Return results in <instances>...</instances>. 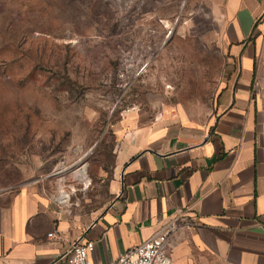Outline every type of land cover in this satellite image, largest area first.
I'll use <instances>...</instances> for the list:
<instances>
[{"label": "rangeland", "instance_id": "1", "mask_svg": "<svg viewBox=\"0 0 264 264\" xmlns=\"http://www.w3.org/2000/svg\"><path fill=\"white\" fill-rule=\"evenodd\" d=\"M223 2L0 0V206L26 189L94 218L124 137L155 125L203 137L237 68Z\"/></svg>", "mask_w": 264, "mask_h": 264}, {"label": "crops", "instance_id": "2", "mask_svg": "<svg viewBox=\"0 0 264 264\" xmlns=\"http://www.w3.org/2000/svg\"><path fill=\"white\" fill-rule=\"evenodd\" d=\"M222 5L237 68L204 136L155 125L124 137L113 198L94 218L30 190L12 194L0 206V264H69L77 241L94 243L92 262L110 264L170 223L171 264H264V0Z\"/></svg>", "mask_w": 264, "mask_h": 264}, {"label": "built area", "instance_id": "3", "mask_svg": "<svg viewBox=\"0 0 264 264\" xmlns=\"http://www.w3.org/2000/svg\"><path fill=\"white\" fill-rule=\"evenodd\" d=\"M176 233L172 223L164 225L149 240L140 246L128 250L110 264H171L169 243ZM94 243L77 241L72 244L69 264H97L91 261Z\"/></svg>", "mask_w": 264, "mask_h": 264}, {"label": "bare ground", "instance_id": "4", "mask_svg": "<svg viewBox=\"0 0 264 264\" xmlns=\"http://www.w3.org/2000/svg\"><path fill=\"white\" fill-rule=\"evenodd\" d=\"M63 171H65L64 168L61 169V172L63 173ZM76 180H78L81 183H87L88 179H89V175H88V171L86 169V166L78 169L77 171H75L74 173ZM69 196L66 194L65 191H61L60 195H59V202L65 204L68 202Z\"/></svg>", "mask_w": 264, "mask_h": 264}]
</instances>
